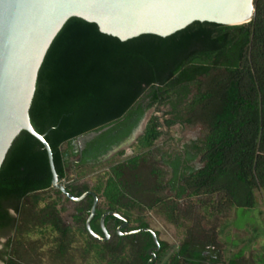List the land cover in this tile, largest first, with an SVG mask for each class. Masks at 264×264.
I'll return each instance as SVG.
<instances>
[{
	"label": "trees",
	"instance_id": "16d2710c",
	"mask_svg": "<svg viewBox=\"0 0 264 264\" xmlns=\"http://www.w3.org/2000/svg\"><path fill=\"white\" fill-rule=\"evenodd\" d=\"M254 6L248 24L194 22L166 38L143 35L121 42L78 18L57 34L39 70L29 116L36 132L46 134L68 192L97 196L90 223L95 234L103 236L100 217L107 211L125 217V230L131 231L149 228L146 212L182 227L191 216L208 221L255 206L254 192L264 190V0H254ZM150 110L133 146L136 154L110 166L105 182L69 181L73 172L125 142ZM175 125L199 128L201 136L185 146V159L180 153L171 161L158 142L164 128ZM107 127L81 154L74 152L78 137ZM197 159L201 169L189 165ZM51 178L43 146L21 132L0 168V236L11 234L0 251L4 264H36L31 255L40 260L48 245L55 261L68 259L77 236L84 240L83 258L148 261L154 246L149 233L119 236L122 222L107 217L109 239L95 240L85 225L92 196L72 202L52 187ZM186 198L195 202L182 214ZM67 203L73 206L72 225L63 216ZM194 230L185 231L168 256L170 264L244 262L224 261L214 229ZM156 235L161 259L172 246Z\"/></svg>",
	"mask_w": 264,
	"mask_h": 264
},
{
	"label": "water",
	"instance_id": "95a60500",
	"mask_svg": "<svg viewBox=\"0 0 264 264\" xmlns=\"http://www.w3.org/2000/svg\"><path fill=\"white\" fill-rule=\"evenodd\" d=\"M254 15V0H0V168L14 140L21 132L28 133L47 153L54 189L72 202L92 196L85 223L87 232L95 240L107 241L105 219L113 217L122 222L117 229L119 236L149 233L155 246L148 250L150 264L160 249L154 230L122 232L128 225L126 218L107 211L100 217L103 236L95 234L90 223L96 213L97 196L87 192L74 197L59 180L46 134L36 132L29 116L41 65L53 40L71 18L94 24L101 34L126 42L143 35L166 38L194 22L226 27L244 25L251 22ZM149 117L150 112H147L129 138L106 157L136 142ZM108 129L80 136L74 145L83 150L87 143Z\"/></svg>",
	"mask_w": 264,
	"mask_h": 264
},
{
	"label": "rangeland",
	"instance_id": "374dc122",
	"mask_svg": "<svg viewBox=\"0 0 264 264\" xmlns=\"http://www.w3.org/2000/svg\"><path fill=\"white\" fill-rule=\"evenodd\" d=\"M150 115L153 110H150ZM164 110H161L158 115L162 117ZM165 136L159 140V146L163 147V151L169 148H176V145L189 141L193 138H199L200 131L196 127H188L175 125L171 129L164 128ZM137 141V140H136ZM136 142L126 146L123 150L124 155H118V152L111 154L108 157L101 159L98 163L83 167L77 172H73L69 177V181L78 179L80 182H86L90 186L95 185L99 180L105 182L106 173L110 166L122 161L123 159L136 154L133 147ZM198 168L203 165L196 163ZM164 195L173 196L172 193L166 191ZM255 206L252 209H230L222 216L206 221L201 215L197 218L191 216V221L183 223L182 227H176L157 214L155 211L146 212L142 215L149 228L158 232L159 239L165 241L172 246V250L164 258H168L169 254L176 249V246L185 239V231L187 229H195L194 231H206L214 229L216 233V242L223 251V259L227 263L230 260H243L242 264H264V190H256L254 192ZM195 202V198L185 199L182 203V214H185L187 205ZM67 212L63 216L72 225L70 214L73 212V206L70 203L65 204ZM194 215V214H193ZM135 218V215L133 216ZM135 226L136 224L133 223ZM203 227L206 230H203ZM11 237V234L0 236V251L4 250V245ZM84 240L77 236L76 243L73 245L68 259L55 261L50 251V246L44 247L41 251V259L37 260L35 255H31V260L36 264H83L82 248ZM88 260L92 258L87 257ZM3 264V263H0ZM86 264V263H84Z\"/></svg>",
	"mask_w": 264,
	"mask_h": 264
},
{
	"label": "flooded vegetation",
	"instance_id": "af4514ba",
	"mask_svg": "<svg viewBox=\"0 0 264 264\" xmlns=\"http://www.w3.org/2000/svg\"><path fill=\"white\" fill-rule=\"evenodd\" d=\"M165 135L166 134H164V136ZM197 139L198 138H193V139H190L189 141H184V142H181V143L177 144L176 145V148H173V147L169 148L167 154L172 156L171 161H173V159H175V157L177 155H179L180 153H182V158L185 159V146L186 145H190L191 142L196 141ZM75 148L76 149H75L74 152L76 154H81L83 152V150H84V149L83 150H80V148L78 146H76ZM178 150H179V153H178ZM196 163H198L200 165L201 164L200 163V159H197L196 161H194L192 163H189V165L190 166H194L196 169H201V168H198V166H197ZM201 165H203V164H201ZM180 168L182 169V165H181ZM120 225H122V224H118V226L116 227V232H117V229H118V227ZM128 226L129 225H127V227L125 229H127ZM125 229H123L121 231L122 232H127V230H125ZM154 247L155 246H152L148 250H150V249H152ZM158 253H159V251L157 253H155V259L150 264H170L169 258H166V259L165 258L158 259ZM147 254H148V251H147ZM150 258L151 257L149 256V259H148V261H146V263H143L144 262L143 260H141V261L134 260L132 264H148L149 261H150ZM0 263H3L2 260H0ZM84 263H86V264H118L119 262L118 261H114V260H109V259H107V260H101V259H93L92 258L91 260H88V258H86V259H83V264ZM127 264H129V263H127Z\"/></svg>",
	"mask_w": 264,
	"mask_h": 264
}]
</instances>
